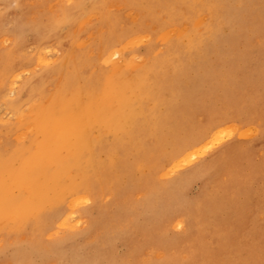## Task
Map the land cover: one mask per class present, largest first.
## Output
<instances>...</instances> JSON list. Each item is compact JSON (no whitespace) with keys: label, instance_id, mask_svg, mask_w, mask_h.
I'll return each mask as SVG.
<instances>
[{"label":"rangeland","instance_id":"obj_1","mask_svg":"<svg viewBox=\"0 0 264 264\" xmlns=\"http://www.w3.org/2000/svg\"><path fill=\"white\" fill-rule=\"evenodd\" d=\"M119 1L0 0V264H264V0Z\"/></svg>","mask_w":264,"mask_h":264},{"label":"bare ground","instance_id":"obj_2","mask_svg":"<svg viewBox=\"0 0 264 264\" xmlns=\"http://www.w3.org/2000/svg\"><path fill=\"white\" fill-rule=\"evenodd\" d=\"M99 0H97V2H98ZM121 1V0H120ZM119 1V2H120ZM156 1V0H155ZM207 1H209V0H207ZM221 1V0H220ZM232 1V0H231ZM230 1V2H231ZM56 2H58V1H56ZM86 2V1H85ZM96 2V3H97ZM113 2V1H112ZM165 2V1H164ZM189 2V1H188ZM211 2V1H210ZM213 2L214 1H212V4H213ZM221 2H223V1H221ZM140 3H141V1H140ZM159 3H160V1H159ZM176 3V2H175ZM228 3V2H227ZM237 4H238V2H236ZM57 4H59V3H57ZM119 4H121V3H119ZM163 4V3H162ZM171 4H173V3H171ZM209 4V3H208ZM222 4V3H221ZM220 4V5H221ZM231 4H233V3H231ZM55 5V4H54ZM97 5H98V3H97ZM143 5V4H142ZM156 5V4H155ZM154 5V6H155ZM167 5V4H166ZM166 5H165V7H166ZM215 5V4H214ZM235 5V4H234ZM234 5H233V7L232 8H234ZM112 6V5H111ZM110 6V7H111ZM114 6V5H113ZM117 6H118V4H117ZM126 6V5H125ZM131 6V5H130ZM153 6V5H152ZM205 6V5H204ZM226 6V5H225ZM95 7V6H94ZM158 7V6H157ZM238 7V6H237ZM236 7V8H237ZM47 8V7H46ZM89 8V7H88ZM103 8V7H102ZM106 8V7H105ZM112 8V7H111ZM131 8V7H130ZM159 8V7H158ZM183 8V7H182ZM216 8V7H215ZM226 8V7H225ZM49 9V8H48ZM93 9V8H92ZM99 9V8H98ZM119 9V8H118ZM121 9H123V7L121 8ZM136 9V8H135ZM134 9V10H135ZM103 10V9H102ZM163 10V9H162ZM166 10V9H165ZM218 10H219V8H218ZM231 10V9H230ZM76 11V10H75ZM85 11V10H84ZM117 11V10H116ZM120 11V10H119ZM130 11V10H129ZM151 11V10H150ZM220 11V10H219ZM223 11H224V9H223ZM228 11V10H227ZM239 11V10H238ZM82 12V11H81ZM92 12V11H91ZM99 12V11H98ZM104 12V11H103ZM121 12V11H120ZM137 12V11H136ZM141 12H143V11H141ZM215 12V11H214ZM229 12V11H228ZM234 12V11H233ZM71 13H72V11H71ZM75 13V12H74ZM90 13V12H89ZM111 13V12H110ZM129 13V12H128ZM132 13H134V11L132 12ZM167 13H169V12H167ZM187 13V12H186ZM33 14V13H32ZM95 14V13H94ZM131 14V13H130ZM129 14V15H130ZM153 14V13H152ZM154 14H156V13H154ZM184 14V13H183ZM206 14V13H205ZM226 13L224 12L223 13V15L222 16H224ZM84 15V14H83ZM117 15V14H116ZM201 15V14H200ZM233 15V14H232ZM72 16V15H71ZM91 16V15H90ZM96 16V15H95ZM99 16V15H98ZM102 16V15H101ZM119 16V15H118ZM131 16H132V14H131ZM166 16V15H165ZM208 16V15H207ZM229 16H231V15H229ZM23 17V16H22ZM21 17V18H22ZM78 17V16H77ZM97 17V16H96ZM95 17V18H96ZM221 17V16H220ZM219 17V18H220ZM227 17V16H226ZM238 17V16H237ZM83 18H84V16H83ZM90 18V17H89ZM108 18V17H107ZM110 18V17H109ZM133 18V17H132ZM162 18V17H161ZM168 18V20H169V17H167ZM167 18H166V20H167ZM175 18V17H174ZM178 18H180V17H178ZM183 18V17H182ZM223 18H225V17H223ZM235 18V17H234ZM18 19H20V18H18ZM93 19V18H92ZM97 19V18H96ZM99 19V18H98ZM103 19V18H102ZM129 19V18H128ZM159 19V18H158ZM176 19V18H175ZM204 19V18H203ZM217 19V18H216ZM226 19V18H225ZM224 19V20H225ZM21 20V19H20ZM19 20V21H20ZM108 20H110V19H108ZM185 20V19H184ZM229 20V19H228ZM235 20V19H234ZM100 21V20H99ZM98 21V22H99ZM111 21H112V18H111ZM133 21V20H132ZM160 21V20H159ZM223 21V20H222ZM230 21V20H229ZM69 22V21H68ZM89 22V21H88ZM106 22V21H105ZM134 22V21H133ZM175 22H176V20H175ZM226 22V21H225ZM228 22V21H227ZM226 22V23H227ZM231 22V21H230ZM235 22V21H234ZM37 23V22H36ZM35 23V24H36ZM125 23V22H124ZM160 23H162V22H160ZM159 23V24H160ZM169 23V22H168ZM173 23V22H172ZM180 23H181V19H180ZM189 23V22H188ZM215 23H216V21H215ZM214 23V25H216ZM224 23V22H223ZM29 24V23H28ZM70 24H72V23H70ZM154 24V23H153ZM229 24V23H228ZM233 24V23H232ZM231 24V25H232ZM64 25H65V22H64ZM105 25V24H104ZM152 25V24H151ZM171 25V24H170ZM185 25V24H184ZM191 25V24H190ZM189 25V26H190ZM36 26V25H35ZM66 26V25H65ZM73 26V25H72ZM160 26V25H159ZM218 26H220L219 24H218ZM232 26H235V24L234 25H232ZM238 26V25H237ZM9 27V26H8ZM11 27H13V26H11ZM56 27V26H55ZM74 27V26H73ZM104 27V26H103ZM112 27V26H111ZM128 27V26H127ZM241 27V26H240ZM239 26H238V28H240ZM23 28V27H22ZM70 28H71V26H70ZM87 28V27H86ZM89 28V27H88ZM99 28V27H98ZM116 28V27H115ZM119 28V27H118ZM180 28V27H179ZM189 28V27H188ZM203 28V27H202ZM220 28V27H219ZM234 28V27H233ZM237 28V29H238ZM29 29V28H28ZM97 29V28H96ZM110 29V28H109ZM123 29V28H122ZM131 29V28H130ZM165 29V28H164ZM185 29V28H184ZM201 29V28H200ZM221 29V28H220ZM111 30V29H110ZM116 30V29H115ZM118 30V29H117ZM174 30V29H173ZM219 30V29H218ZM228 30H230V29H228ZM236 30V29H235ZM12 31V30H11ZM31 31H33V30H31ZM74 31V30H73ZM123 31H124V29H123ZM159 31V30H158ZM205 31V30H204ZM231 31V30H230ZM239 31H241V30H239ZM16 32V31H15ZM14 32V33H15ZM62 32V31H61ZM60 32V33H61ZM83 32V31H82ZM86 32V31H85ZM90 32V31H89ZM93 32H95V31H93ZM98 32V31H97ZM119 32V31H118ZM117 32V33H118ZM121 32V31H120ZM200 32V31H199ZM218 32V31H217ZM235 32V31H234ZM74 33V32H73ZM126 33V32H125ZM185 33V32H184ZM189 33V32H188ZM206 33V32H205ZM233 33V32H232ZM239 33V32H238ZM38 34H39V32H38ZM64 34V33H63ZM86 34V33H85ZM106 34V33H105ZM136 34V33H135ZM144 34V33H143ZM166 34V33H165ZM177 34H179V33H177ZM177 34H175V35H177ZM186 34V33H185ZM184 34V35H185ZM194 34V33H193ZM199 34V33H198ZM220 34V33H219ZM219 34L217 35V36H219ZM229 34H230V32H229ZM235 34V33H234ZM233 34V35H234ZM237 34V33H236ZM61 35V34H60ZM104 35V34H103ZM115 35V34H114ZM149 35V34H148ZM180 35V34H179ZM197 35V34H196ZM21 36H23V35H21ZM20 36V37H21ZM39 36V35H38ZM47 36V35H46ZM49 36V35H48ZM84 36V35H83ZM141 36V35H140ZM146 36V35H145ZM150 36H152V35H150ZM170 36V35H169ZM193 36V35H192ZM232 36V35H231ZM51 37V36H50ZM59 37V36H58ZM104 37H106V36H104ZM165 37V36H164ZM168 37V36H167ZM181 37H182V35H181ZM195 37V36H194ZM210 37V36H209ZM224 37V36H223ZM55 38V37H54ZM85 38V37H84ZM93 38V37H92ZM98 38V37H97ZM117 38V37H116ZM185 38V37H184ZM188 38V37H187ZM193 38V37H192ZM206 38V37H205ZM220 38H222V37H220ZM51 39H52V37H51ZM59 39V38H58ZM70 39V38H69ZM73 39V38H72ZM109 39V38H108ZM135 39V38H134ZM142 39H144V38H142ZM195 39V38H194ZM193 39V40H194ZM204 39V38H203ZM202 39V40H203ZM217 39V38H216ZM19 40V39H18ZM54 40V39H53ZM87 40V39H86ZM100 40V39H99ZM186 40V39H185ZM192 40V39H191ZM61 41V40H60ZM75 41V40H74ZM110 41H112V40H110ZM126 41V40H125ZM151 41V40H150ZM173 41V40H172ZM182 41H183V39H182ZM197 41V40H196ZM208 41V40H207ZM41 42V41H40ZM70 42V41H69ZM105 42V41H104ZM123 42V41H122ZM132 42V41H131ZM159 42V41H158ZM203 42V41H202ZM213 42H214V40H213ZM155 43V42H154ZM190 43V42H189ZM192 43V42H191ZM200 43V42H199ZM60 44H61V42H60ZM108 44V43H107ZM119 44V43H118ZM126 44H128V43H126ZM131 44V43H130ZM184 44V43H183ZM243 44V43H242ZM133 45V44H132ZM158 45V44H157ZM186 45V44H185ZM185 45H183L184 47H185ZM188 45V44H187ZM196 45H197V42H196ZM195 45V46H196ZM199 45V44H198ZM205 45V44H204ZM74 46V45H73ZM117 46V45H116ZM139 46V45H138ZM159 46V45H158ZM178 46V45H177ZM202 46H203V44H202ZM241 46V45H240ZM72 47V46H71ZM98 47V46H97ZM113 47V46H112ZM119 47V46H118ZM123 47V46H122ZM162 47V46H161ZM188 47H189V45H188ZM204 48H205V46H203ZM67 48V47H66ZM164 48V47H163ZM187 48V47H186ZM185 48V49H186ZM94 49H95V47H94ZM98 49H100V48H98ZM158 49V48H157ZM190 49H192V48H190ZM65 50V49H64ZM135 50V49H134ZM138 50V49H137ZM198 50V49H197ZM85 51V50H84ZM98 51V50H97ZM121 51V50H120ZM120 51L119 50H117V49H115V50H113V49H109L108 51H107V53H108V56H106L107 57V60L108 61H111L112 60V58H114L113 56L116 54V53H120ZM128 51V50H127ZM88 52H90V51H88ZM99 52V51H98ZM159 52V51H158ZM163 52V51H162ZM203 52V51H202ZM127 53V52H126ZM154 53V52H153ZM165 53V52H164ZM174 53V52H173ZM176 53V52H175ZM99 54V53H98ZM138 54V53H137ZM167 54V53H166ZM194 54V53H193ZM197 54V53H196ZM200 54V53H199ZM199 54H197V55H199ZM67 55V54H66ZM93 55V54H92ZM127 55V54H126ZM130 55V54H129ZM156 55H157V53H156ZM177 55H178V53H177ZM208 55V54H207ZM89 56V55H88ZM103 56V55H102ZM143 56V55H142ZM162 56H164V55H162ZM167 56V55H166ZM172 56V55H171ZM180 56V55H179ZM192 56V55H191ZM122 57V56H121ZM151 57V56H150ZM154 57V56H153ZM157 57V56H156ZM176 57H178V56H176ZM192 57H194V56H192ZM198 57H200V56H198ZM197 57V58H198ZM207 57V56H206ZM206 57H205V59H203V60H206ZM65 58V57H64ZM91 58V57H90ZM129 58V57H128ZM135 58V57H134ZM155 58V57H154ZM153 58V59H154ZM203 58H204V56H203ZM28 59V58H27ZM74 59V58H73ZM72 59V60H73ZM92 59H93V57H92ZM123 59L124 58H122V62H123ZM127 59V58H126ZM160 59H161V57H160ZM193 59V58H192ZM68 60V59H67ZM82 60V59H81ZM89 60V59H88ZM104 60H106V59H104ZM106 60V61H107ZM157 60V59H156ZM155 60V61H156ZM162 60V59H161ZM195 60V59H194ZM216 60V59H215ZM7 61V60H6ZM18 61V60H17ZM65 61V60H64ZM74 61V60H73ZM107 61V62H108ZM118 61V60H117ZM116 61V62H117ZM130 61V60H129ZM141 61V60H140ZM146 61V60H145ZM166 61V60H165ZM186 61H187V59H186ZM82 62V61H81ZM94 62V61H93ZM98 62V61H97ZM113 62V61H112ZM115 62V63H116ZM120 62V61H119ZM133 62V61H132ZM136 62V61H135ZM177 62V61H176ZM180 62V61H179ZM182 62V61H181ZM180 62V63H181ZM209 62V61H208ZM218 62V61H217ZM17 63V62H16ZM91 63V62H90ZM125 63V62H124ZM154 63V62H153ZM210 63H211V61H210ZM65 64V63H64ZM68 64V63H67ZM86 64V63H85ZM89 64V63H88ZM97 64V63H96ZM95 64V65H96ZM105 64V63H104ZM103 64V65H104ZM121 64V63H120ZM123 64V63H122ZM146 64V63H145ZM144 64V65H145ZM155 64V63H154ZM185 64V63H184ZM183 64V65H184ZM208 63H206V65H207ZM13 65V64H12ZM62 65V64H61ZM129 65V64H128ZM181 65V64H180ZM67 66V65H66ZM93 66V65H92ZM105 66V65H104ZM116 66V65H115ZM154 66V65H153ZM163 66V65H162ZM200 66V65H199ZM65 67V66H64ZM85 67V66H84ZM136 67V66H135ZM171 67V66H170ZM48 68H49V66H48ZM63 68V67H62ZM92 68V67H91ZM124 68V67H123ZM132 69H133V67H131ZM137 68V67H136ZM143 68H144V66H143ZM148 68V67H147ZM174 68V67H173ZM178 68V67H177ZM181 68V67H180ZM183 68V67H182ZM205 68V67H204ZM130 69V68H129ZM139 69V68H138ZM170 69V68H169ZM14 70V69H13ZM61 70V69H60ZM66 70V69H65ZM64 70V71H65ZM75 70H77V69H75ZM91 70V69H90ZM89 70V71H90ZM120 70V69H119ZM137 70V69H136ZM135 70V71H136ZM141 70H142V68H141ZM155 70V69H154ZM160 70V69H159ZM161 70H163L162 68H161ZM11 71V70H10ZM42 71V70H41ZM122 71V70H121ZM135 71H134V73H135ZM144 70H142V72H143ZM166 71V70H165ZM167 71H168V69H167ZM186 71V70H185ZM192 71V70H191ZM208 71V70H207ZM82 72V71H81ZM146 72V71H145ZM148 72V71H147ZM156 72V71H155ZM65 73H66V71H65ZM64 73V74H65ZM98 73V72H97ZM118 73V72H117ZM124 73V72H123ZM127 73V72H126ZM156 73H158V71L156 72ZM160 73H162V72H160ZM186 73V72H185ZM202 73H204V72H202ZM208 73V72H207ZM85 74V73H84ZM131 74V73H130ZM117 75V74H116ZM121 75V74H120ZM124 75V74H123ZM135 75V74H134ZM137 75V74H136ZM140 76H141V73L139 74ZM173 75V74H172ZM3 75H1V77H2ZM21 76V75H20ZM76 76V75H75ZM87 76V75H86ZM138 76V75H137ZM146 76V75H145ZM149 76V75H148ZM48 77V76H47ZM131 77H132V75H131ZM119 78V77H118ZM140 78V77H139ZM150 78V77H149ZM160 78V77H159ZM219 78V77H218ZM1 79V78H0ZM3 79V78H2ZM12 79V78H11ZM92 79V78H91ZM98 79H100V78H98ZM97 79V80H98ZM101 79H102V77H101ZM125 79V78H124ZM144 79V78H143ZM142 79V80H143ZM174 79V78H173ZM194 79V78H193ZM216 79H217V77H216ZM8 80V79H7ZM15 80V79H14ZM75 80V79H74ZM90 80V79H89ZM149 80V79H148ZM81 81V80H80ZM132 81V80H131ZM137 81V80H136ZM153 81V80H152ZM163 81V80H162ZM187 81V80H186ZM193 81V80H192ZM103 82V81H102ZM118 82V81H117ZM140 82V81H139ZM67 83H69V82H67ZM71 83V82H70ZM80 83V82H79ZM135 83V82H134ZM161 83V82H160ZM57 84V83H56ZM90 84V83H89ZM103 84V83H102ZM105 84V83H104ZM112 84V83H111ZM132 84V83H131ZM202 84H204V83H202ZM1 85V84H0ZM81 85V84H80ZM95 85V84H94ZM113 86H115L114 84H112ZM121 85V84H120ZM139 85H140V83H139ZM142 85V84H141ZM185 85V84H184ZM230 85V84H229ZM67 86V85H66ZM87 86V85H86ZM160 86H161V84H160ZM36 87V86H35ZM81 87V86H80ZM100 87V86H99ZM107 87V86H106ZM156 87V86H155ZM8 88H10V87H8ZM52 88V87H51ZM87 88V87H86ZM90 88V87H89ZM88 88V89H89ZM135 88V87H134ZM144 88H146V87H144ZM152 88H154L153 86H152ZM3 89H4V87H3ZM39 89V88H38ZM41 89V88H40ZM69 89V88H68ZM103 89H104V87H103ZM137 89V88H136ZM140 89V88H139ZM148 89V88H147ZM48 90V89H47ZM106 90V89H105ZM140 90H142V88L140 89ZM155 90V89H154ZM171 90H173V89H171ZM44 91H46V90H44ZM43 91V92H44ZM58 91V90H57ZM89 91V90H88ZM111 91V90H110ZM122 91H125V90H122ZM145 91H146V89H145ZM158 91V90H157ZM159 91H161V90H159ZM7 94H8V91H5ZM13 92V91H12ZM95 92V91H94ZM101 92V91H100ZM116 92V91H115ZM132 92V91H131ZM135 92V91H134ZM154 92V91H153ZM177 92V91H176ZM176 92L174 93V94H176ZM216 92H218V91H216ZM39 93V92H38ZM67 93V92H66ZM120 93V92H119ZM125 93V92H124ZM150 93V92H149ZM157 93H159V92H157ZM171 93H172V91H171ZM89 94V93H88ZM94 94V93H93ZM113 94V93H112ZM145 94V93H144ZM143 94V95H144ZM160 94V93H159ZM240 94V93H239ZM39 95V94H38ZM42 95V94H41ZM80 95V94H79ZM82 95V94H81ZM116 95V94H115ZM115 95H114V97H115ZM0 96H2L1 94H0ZM99 96H100V94H99ZM110 96H111V94H110ZM137 96V95H136ZM141 96H142V94H141ZM152 96V95H151ZM172 96V95H171ZM225 96V95H224ZM228 96V95H227ZM123 97V96H122ZM149 97V96H148ZM117 98V97H116ZM121 98V97H120ZM144 98H146V94H145V97ZM153 98V97H152ZM33 99V98H32ZM98 99V98H97ZM109 99H110V97H109ZM178 99V98H177ZM186 99H187V97H186ZM11 100V99H10ZM29 100H31V99H29ZM105 100V99H104ZM143 100V99H142ZM146 100V99H145ZM154 100V99H153ZM56 101V100H55ZM85 101V100H84ZM110 101V100H109ZM123 101H125V100H123ZM141 101V100H140ZM177 101V100H176ZM183 101H184V99H183ZM218 101V100H217ZM57 102V101H56ZM66 102H67V100H66ZM168 102V101H167ZM173 102V101H172ZM219 102V101H218ZM230 102V101H229ZM142 103V102H141ZM149 102H147V104H148ZM154 103V102H153ZM174 103V102H173ZM181 103H182V101H181ZM217 103V102H216ZM220 103V102H219ZM224 103V102H223ZM36 104V103H35ZM55 104V103H54ZM61 104V103H60ZM144 104V103H143ZM213 104H214V102H213ZM145 105V104H144ZM151 105V104H150ZM171 105H173V104H171ZM215 105H217V104H215ZM218 105H220V104H218ZM71 106V105H70ZM73 106V105H72ZM124 106H125V104H124ZM127 106V105H126ZM148 106H149V104H148ZM195 106V105H194ZM8 107V106H7ZM63 107V106H62ZM67 107V106H66ZM83 107V106H82ZM131 107V106H130ZM129 107V108H130ZM139 107V106H138ZM137 107V108H138ZM141 107H142V105H141ZM147 107V106H146ZM163 107V106H162ZM168 107H169V105H168ZM172 107V106H171ZM176 107V106H175ZM178 107H179V105H178ZM185 107V106H184ZM207 107V106H206ZM212 107H213V105H212ZM52 108V107H51ZM61 108V107H60ZM89 108V107H88ZM108 108V107H107ZM136 108V109H137ZM145 108V107H144ZM148 108V107H147ZM146 108V109H147ZM172 108H174V106L172 107ZM177 108V107H176ZM36 109V108H35ZM77 109V108H76ZM104 109V108H103ZM141 109V108H140ZM196 109H197V107H196ZM198 109H199V107H198ZM208 109V108H207ZM52 110H53V108H52ZM51 110V111H52ZM55 110V109H54ZM63 110V109H62ZM62 110H60V111H62ZM77 110H79V108L77 109ZM82 110V109H81ZM84 110V109H83ZM94 110V109H93ZM115 110V109H114ZM118 110V109H117ZM176 110V109H175ZM177 110H178V108H177ZM180 110V109H179ZM195 110V109H194ZM97 111V110H96ZM139 111V110H138ZM167 111H169V108H168V110ZM211 111V110H210ZM64 112H66V111H64ZM128 112V111H127ZM134 112H135V110H134ZM162 112V111H161ZM179 112H181V111H179ZM31 113V112H30ZM35 113V112H34ZM55 113V112H54ZM113 113V112H112ZM175 113V112H174ZM182 113V112H181ZM33 114V113H32ZM67 114V113H66ZM85 114V113H84ZM88 114V113H87ZM136 114V113H135ZM144 114V113H143ZM148 114V113H147ZM165 114V113H164ZM191 114H192V112H191ZM190 114V115H191ZM59 115H60V113H59ZM103 115V114H102ZM113 115H115V114H113ZM120 115V114H119ZM124 115V114H123ZM133 115V114H132ZM176 115H178V114H176ZM189 115V116H190ZM195 115V114H194ZM193 115V116H194ZM224 115H226V114H224ZM56 116V115H55ZM68 116V115H67ZM91 116V115H90ZM89 116V117H90ZM129 116V115H128ZM168 116H170V115H168ZM182 116V115H181ZM184 116V115H183ZM27 117H29V116H27ZM81 116H79V118H80ZM116 117V116H115ZM121 117V116H120ZM123 117V116H122ZM126 117V116H125ZM130 117V116H129ZM171 117V116H170ZM177 117V116H176ZM24 118V117H23ZM36 118V117H35ZM62 118V117H61ZM70 118V117H69ZM78 118V117H77ZM127 118V117H126ZM134 118V117H133ZM137 118V117H136ZM154 118V117H153ZM180 118V117H179ZM47 119V118H46ZM56 119H58V118H56ZM74 119V118H73ZM181 119V118H180ZM36 120V119H35ZM39 120V119H38ZM55 120V119H54ZM80 120H82V119H80ZM127 120V119H126ZM179 120V119H178ZM209 120V119H208ZM48 121V120H47ZM47 121H46V123H47ZM50 121V120H49ZM71 121V120H70ZM83 121V120H82ZM90 121V120H89ZM125 121V120H124ZM128 121V120H127ZM137 121H139V120H137ZM176 121V120H175ZM31 122V121H30ZM53 122V121H52ZM90 122H92V121H90ZM129 122V121H128ZM130 122H132V121H130ZM171 122V121H170ZM157 123V122H156ZM188 123V122H187ZM20 124V123H19ZM29 124V123H28ZM33 124V123H32ZM54 124V123H53ZM58 124H59V122H58ZM60 124H62V123H60ZM114 124V123H113ZM127 124V123H126ZM133 124V123H132ZM186 124V123H185ZM190 124V123H189ZM23 125V124H22ZM76 125V124H75ZM87 125V124H86ZM89 125V124H88ZM197 125V124H196ZM79 126H81V125H79ZM106 127H107V125H105ZM128 126V125H127ZM184 126V125H183ZM46 127V126H45ZM87 127V126H86ZM110 128H111V126H109ZM120 127H121V125H120ZM153 127V126H152ZM171 127V126H170ZM9 128V127H8ZM71 128V127H70ZM91 128V127H90ZM124 128V127H123ZM147 128V127H146ZM61 129H62V127H61ZM64 129V128H63ZM66 129V128H65ZM87 129V128H86ZM98 129H100V128H98ZM97 129V130H98ZM196 129V128H195ZM12 130V129H11ZM16 130V129H15ZM23 130V129H22ZM27 130V129H26ZM78 130V132H79V129H77ZM102 130V129H101ZM111 130V129H110ZM127 130V129H126ZM131 130V129H130ZM187 130V129H186ZM201 130V129H200ZM8 131V130H7ZM21 131V130H20ZM86 131V130H85ZM96 131V130H95ZM104 131V130H103ZM156 131V130H155ZM12 132V131H11ZM23 132H24V130H23ZM32 132V131H31ZM47 132V131H46ZM49 132V131H48ZM52 132V131H51ZM56 132H57V130H56ZM55 132V133H56ZM66 132V131H65ZM89 132V131H88ZM91 132V131H90ZM117 133L119 132V131H116ZM177 132V131H176ZM61 133V132H60ZM76 133V132H75ZM93 133V132H92ZM181 133V132H180ZM49 134V133H48ZM51 134V133H50ZM84 134V133H83ZM90 134V133H89ZM203 134V133H202ZM200 135L199 137H197L196 139H194L193 141H191V142H189V143H187L186 145H184V146H182L176 153H174V154H170L171 156L169 157V159L168 160H174L175 158H178L179 156H182V155H185V154H189V152L191 151L190 149H192L196 144H198L200 141H201V139H202V136L203 135ZM23 135V134H22ZM53 135V134H52ZM51 135V136H52ZM57 135V134H56ZM96 135V134H95ZM120 135V134H119ZM195 135V134H194ZM34 136V135H33ZM110 136V135H109ZM221 136V135H220ZM47 137H49V136H47ZM106 137H108V136H106ZM117 137V136H116ZM119 137V136H118ZM129 137V136H128ZM140 137V136H139ZM223 137V136H222ZM45 138H46V136H45ZM51 138H53V137H51ZM66 138V137H65ZM115 138V137H114ZM113 138V139H114ZM155 138V137H154ZM14 139V138H13ZM50 139V138H49ZM67 139V138H66ZM71 139V138H70ZM69 139V140H70ZM88 139V137L86 138V140ZM93 139V138H92ZM132 139V138H131ZM171 139V138H170ZM212 139V138H211ZM218 139V138H217ZM223 139V138H222ZM77 140V139H76ZM80 140V139H79ZM220 140V139H219ZM14 141V140H13ZM24 141V140H23ZM27 141V140H26ZM47 141V140H46ZM50 141V140H49ZM85 141V140H84ZM131 141H133V140H131ZM58 142V141H57ZM96 142V141H95ZM112 142H114V141H112ZM116 142H118V141H116ZM126 142V141H125ZM152 142H153V140H152ZM151 142V143H152ZM180 142V141H179ZM182 142V141H181ZM209 142V141H208ZM208 142H207V144H208ZM219 142V141H218ZM32 143V142H31ZM51 143V142H50ZM71 143V142H70ZM82 143V142H81ZM88 143H89V141H88ZM138 143V142H137ZM147 143V142H146ZM170 143H171V141H170ZM35 144V143H34ZM83 144V143H82ZM99 144V143H98ZM121 144V143H120ZM148 144V143H147ZM213 144V143H212ZM52 145V144H51ZM69 145V144H68ZM67 145V146H68ZM145 145V144H144ZM143 145V146H144ZM165 145V144H164ZM177 145V144H176ZM175 145V146H176ZM214 145V144H213ZM24 146V145H23ZM44 146V145H43ZM47 146H50V145H47ZM52 146H54V145H52ZM74 146H75V144H74ZM82 146V145H81ZM101 146H102V144H101ZM148 146H149V144H148ZM151 146V145H150ZM161 146V145H160ZM166 146H167V144H166ZM174 145H173V147H175ZM201 146V145H200ZM211 146V145H210ZM209 146V147H210ZM35 147V146H34ZM45 147V146H44ZM73 147V146H72ZM78 147V146H77ZM122 147V146H121ZM136 147V146H135ZM87 148H88V146H87ZM86 148V149H87ZM90 148V147H89ZM133 148V147H132ZM144 148V147H143ZM145 148H146V146H145ZM176 148H179V146L178 147H176ZM65 149V148H64ZM154 149H155V147H154ZM172 149V148H171ZM174 149V148H173ZM172 149V150H173ZM54 150V149H53ZM62 150H63V148H62ZM128 150V149H127ZM139 150V149H138ZM170 150V149H169ZM198 150V149H197ZM38 151V150H37ZM70 151V150H69ZM68 151V152H69ZM82 151V150H81ZM120 151V150H119ZM136 151V150H135ZM142 151H143V149H142ZM141 151V152H142ZM150 151H152L151 149H150ZM154 151V150H153ZM34 152V151H33ZM50 152V151H49ZM74 152H75V150H74ZM83 152V151H82ZM81 152V153H82ZM85 152V151H84ZM92 152V151H91ZM125 152V151H124ZM131 152V151H130ZM155 152V151H154ZM166 152V151H165ZM30 153V152H29ZM42 153V152H41ZM60 153V152H59ZM65 153V152H64ZM93 153V152H92ZM140 153V152H139ZM147 153V152H146ZM15 154V153H14ZM32 154V153H31ZM57 154H58V152H57ZM192 154H193V152H192ZM22 155V154H21ZM34 155V154H33ZM78 155V154H77ZM129 155H131V154H129ZM138 156H139V154H137ZM151 155V154H150ZM29 156V155H28ZM46 156V155H45ZM62 156H63V154H62ZM61 156V157H62ZM72 156V155H71ZM147 156V155H146ZM149 156V155H148ZM152 156V155H151ZM58 157V156H57ZM60 157V156H59ZM75 157V156H74ZM87 157V156H86ZM145 157V156H144ZM167 157V156H166ZM190 157V156H189ZM194 157H195V155H194ZM194 157L192 158V160L194 159ZM39 158V157H38ZM54 158V157H53ZM76 158H78V157H76ZM82 158V157H81ZM11 159V158H10ZM43 159V158H42ZM63 159V158H62ZM140 159V158H139ZM59 160H61L60 158H59ZM162 160V159H161ZM183 160H185V159H183ZM182 160V161H183ZM55 161V160H54ZM86 161V160H85ZM93 161V160H92ZM112 161V160H111ZM33 162H34V160H33ZM48 162H50V161H48ZM143 162V161H142ZM158 162H160V161H158ZM31 163V162H30ZM17 164V163H16ZM83 164V163H82ZM95 164V163H94ZM113 164V163H112ZM129 164H130V162H129ZM178 164V163H177ZM186 164V163H185ZM44 165V164H43ZM93 165V164H92ZM97 165V164H96ZM15 166V165H14ZM42 166V165H41ZM99 166V165H98ZM92 167V166H91ZM104 167V166H103ZM106 167V166H105ZM113 167V166H112ZM121 167V166H120ZM178 167V166H177ZM1 168V167H0ZM8 168V167H7ZM46 168V167H45ZM60 168V167H59ZM87 168V167H86ZM1 169H4V167L3 168H1ZM35 169V168H34ZM37 169V168H36ZM46 169H48V167L46 168ZM55 169H58V168H55ZM96 169H97V167H96ZM104 169V168H103ZM127 169H128V166H127ZM196 170H199V168H195ZM38 170V169H37ZM63 170V169H62ZM67 170V169H66ZM71 170V169H70ZM84 170V169H83ZM36 171V170H35ZM44 171V170H43ZM47 170H45V172H46ZM98 171V170H97ZM195 171V170H194ZM86 172V171H85ZM133 172V171H132ZM19 173H20V170H19ZM190 173H194V172H190ZM34 174H36V173H34ZM46 174V173H45ZM48 174V173H47ZM61 174V173H60ZM168 174V173H167ZM188 173H186V172H183V173H181V174H179V176H177L176 178H174V179H172L173 180V182L174 183H182L184 180H185V176L187 175ZM41 175V174H40ZM49 175V174H48ZM98 175V174H97ZM121 175H123V172H122V174ZM125 175V174H124ZM151 175V174H150ZM169 175V174H168ZM25 176V175H24ZM23 176V177H24ZM29 176V175H28ZM32 176V175H31ZM30 176V177H31ZM34 176V175H33ZM32 176V177H33ZM66 176V175H65ZM78 176V175H77ZM86 176V175H85ZM87 176H88V174H87ZM96 176V175H95ZM101 176V175H100ZM103 176V175H102ZM50 177V176H49ZM49 177H48V179H49ZM56 177H58V176H56ZM99 177V176H98ZM104 177V176H103ZM7 178V177H6ZM9 178V177H8ZM27 178V177H26ZM18 179V178H17ZM44 179V178H43ZM55 179V178H54ZM59 179V178H58ZM77 179V178H76ZM86 179V178H85ZM84 179V180H85ZM163 179V178H162ZM46 180V179H45ZM69 180H70V177H69ZM74 180V179H73ZM78 180V179H77ZM99 180L101 181V179L99 178ZM104 180H105V178H104ZM126 180V179H125ZM171 180V181H172ZM42 181V180H41ZM44 181V180H43ZM52 181V180H51ZM72 181V180H71ZM5 182H7V180H5ZM28 182V181H27ZM55 182V181H54ZM118 182V181H117ZM124 182V181H123ZM172 182V183H173ZM29 183V182H28ZM43 183V182H42ZM49 184H50V182H48ZM47 183V184H48ZM60 183H63V182H60ZM85 183H87V180H86V182ZM101 183V182H100ZM121 183V182H120ZM167 183V182H166ZM20 184V183H19ZM31 184V183H30ZM115 184H117L116 182H115ZM124 184H125V182H124ZM123 184V185H124ZM133 184V183H132ZM156 184V183H155ZM43 185V184H42ZM45 185V184H44ZM65 185V184H64ZM71 185V184H70ZM89 185V184H88ZM114 185V184H113ZM161 185V184H160ZM35 186V185H34ZM40 186V185H39ZM171 186V185H170ZM174 186V185H173ZM176 186V185H175ZM53 187V186H52ZM56 187H57V185H56ZM61 187V186H60ZM153 187V186H152ZM39 188V187H38ZM69 188V187H68ZM109 188V187H108ZM115 188V187H114ZM15 189V188H14ZM66 189V188H65ZM84 189V188H83ZM116 189V188H115ZM118 189H120V188H117V190ZM164 189V188H163ZM167 189V188H166ZM41 190V189H40ZM59 190V189H58ZM110 190V189H109ZM114 190V189H113ZM123 190V189H122ZM53 191V190H52ZM55 191V190H54ZM62 191V190H61ZM67 191V190H66ZM15 192V191H14ZM21 192V191H20ZM24 192H26V191H24ZM63 192V191H62ZM120 192V191H119ZM118 192V193H119ZM57 193V192H56ZM67 193V192H66ZM81 193H83V192H81ZM125 193V192H124ZM49 194V193H48ZM60 194V193H59ZM109 195V194H108ZM114 195H117V194H115L114 193ZM49 196V195H48ZM74 196V195H73ZM83 196V195H82ZM85 196V195H84ZM167 196V195H166ZM13 197V196H12ZM21 197V196H20ZM151 197V196H150ZM14 198H15V196H14ZM13 198V199H14ZM27 198V197H26ZM25 198V199H26ZM35 198H37L36 196H35ZM72 198V197H71ZM20 199V198H19ZM52 199V198H51ZM50 199V200H51ZM62 199V198H61ZM60 199V200H61ZM10 200V199H9ZM22 200H23V198H22ZM43 200V199H42ZM67 200V199H66ZM44 201V200H43ZM39 202V201H38ZM51 202V201H50ZM62 202V201H61ZM67 202V201H66ZM31 203V202H30ZM40 203V202H39ZM79 203V202H78ZM100 203V202H99ZM33 204H34V202H33ZM57 204V203H56ZM53 205V204H52ZM58 205V204H57ZM101 205V204H100ZM99 205V206H100ZM34 207V206H33ZM49 207V206H48ZM9 208V207H8ZM52 208V207H51ZM50 208V209H51ZM54 208V207H53ZM68 208H69V206H68ZM11 209V208H10ZM48 209V208H47ZM30 210V209H29ZM66 211V210H65ZM1 212V211H0ZM74 212V211H73ZM23 213V212H22ZM40 213V212H39ZM100 213V212H99ZM63 214V213H62ZM61 214V215H62ZM61 217V216H60ZM24 219V218H23ZM3 220V219H2ZM34 220V219H33ZM105 221V220H104ZM13 222H14V219H13ZM31 223V222H30ZM34 223V222H33ZM80 224V223H79ZM30 225V224H29ZM78 225V224H77ZM6 226V225H5ZM28 226V225H27ZM31 227H33V226H31ZM39 227V226H38ZM31 230V229H30ZM1 233V232H0ZM12 234H14V233H12ZM17 236V235H16ZM23 236H24V234H23ZM28 237V236H27ZM19 243V242H18ZM13 247V246H12ZM149 251V250H148ZM157 252V251H156ZM38 253V252H37ZM32 254V253H31ZM33 255V254H32ZM18 262V261H17Z\"/></svg>","mask_w":264,"mask_h":264}]
</instances>
